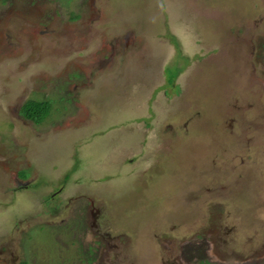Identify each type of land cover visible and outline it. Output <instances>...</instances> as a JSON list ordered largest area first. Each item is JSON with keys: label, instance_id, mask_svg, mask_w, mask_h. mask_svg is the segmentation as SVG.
Here are the masks:
<instances>
[{"label": "rangeland", "instance_id": "obj_1", "mask_svg": "<svg viewBox=\"0 0 264 264\" xmlns=\"http://www.w3.org/2000/svg\"><path fill=\"white\" fill-rule=\"evenodd\" d=\"M0 264H264V0H0Z\"/></svg>", "mask_w": 264, "mask_h": 264}, {"label": "flooded vegetation", "instance_id": "obj_2", "mask_svg": "<svg viewBox=\"0 0 264 264\" xmlns=\"http://www.w3.org/2000/svg\"><path fill=\"white\" fill-rule=\"evenodd\" d=\"M82 72H80V73L79 72L73 73L72 76L74 77V81L75 82L72 84V86L70 84L69 85H65V86H56L55 89L53 90V92L55 93V95L56 94H59V95L60 94L61 95L62 94H65V96L64 95L63 96L66 99H68L69 96L71 97L72 104H70V105H72L73 110L70 112V113H72V115H71L72 117H70V118L71 119L73 118V120L76 119L78 121H81L80 122L81 124L84 121H86L87 119H90L89 114L92 115L91 120H93V118L94 119H97L100 115H102V113H103V107H104V106L95 107L92 104L91 95L88 92H89V90L93 89V86L94 85H93V83L91 81H89V79H88V82H84L86 79H85V77H83ZM69 79L70 78H68L67 80H69ZM81 85H83V86H81ZM77 86H79V87H77ZM102 87H104V86H102ZM63 88L66 90V92L63 91ZM99 88H97V89H99ZM104 88L106 89V87H104ZM70 90H72V91L70 92ZM69 92H70V94H69ZM79 94H81L82 96H79ZM20 115H21V113H20ZM23 118L24 119H27V120H30V119H28L26 117H23ZM65 118L68 119L69 118V115L68 114H67V116L65 115ZM113 144H115V143H113ZM17 176H18V173H17ZM17 176L15 178V182L16 183H20V185L17 186V187H21V186L22 187H26V183H25L26 180L24 178H19ZM53 194L54 193L51 192L50 195H49V198L51 199V202H52ZM85 195H88V194H85ZM84 199L86 200V205L87 206H89V205L90 206L91 205L93 206V202L90 201V197L89 196H85ZM89 209H90V207H89ZM102 209L105 210V207H104L103 204H100L99 206H97V208H95V210L97 212L96 215H98L99 212H101ZM85 261H87V263H89V262L91 263L92 262V260L91 259L88 260V258H86Z\"/></svg>", "mask_w": 264, "mask_h": 264}, {"label": "trees", "instance_id": "obj_3", "mask_svg": "<svg viewBox=\"0 0 264 264\" xmlns=\"http://www.w3.org/2000/svg\"><path fill=\"white\" fill-rule=\"evenodd\" d=\"M19 111L23 117L30 119L33 123L41 122V102L27 99L21 104ZM133 121L142 122L147 127V122L144 119L140 118L139 121V118L136 117Z\"/></svg>", "mask_w": 264, "mask_h": 264}]
</instances>
